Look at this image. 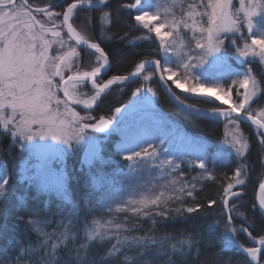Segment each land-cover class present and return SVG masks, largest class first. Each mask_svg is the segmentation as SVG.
<instances>
[{
  "label": "snow or ice",
  "instance_id": "6c2138e0",
  "mask_svg": "<svg viewBox=\"0 0 264 264\" xmlns=\"http://www.w3.org/2000/svg\"><path fill=\"white\" fill-rule=\"evenodd\" d=\"M0 264H264V0H0Z\"/></svg>",
  "mask_w": 264,
  "mask_h": 264
},
{
  "label": "trees",
  "instance_id": "16d2710c",
  "mask_svg": "<svg viewBox=\"0 0 264 264\" xmlns=\"http://www.w3.org/2000/svg\"><path fill=\"white\" fill-rule=\"evenodd\" d=\"M139 31H133L132 32V35H139ZM149 45H147V43H143V47L147 48ZM127 64H128V58L122 60L118 65H114V71H120V72H126L128 70H130L128 67H127ZM135 87V85L133 86ZM157 90L160 91L159 87L157 86ZM162 94V93H161ZM115 96H119V100H116L114 99ZM130 98V92H127V93H124V94H120V93H114L113 96H110L108 98L107 101H105V104L108 105L106 107H102L100 109H98L97 111L99 113H106L110 110V107H118L120 106L121 104H125L127 103L128 99ZM163 107L165 109V111H168L170 110V107L169 105L167 104V102L165 101L164 104H163ZM94 115L97 114V113H93ZM246 131H250L249 128H246L245 129ZM213 139H215V137L213 136L212 137ZM215 191L216 189L215 188H212V187H208L204 190L203 193H201V198H206V197H213L214 194H215ZM254 196V191H253V188L250 186L249 190H248V195L247 197H245L246 200L248 201H251L252 198Z\"/></svg>",
  "mask_w": 264,
  "mask_h": 264
}]
</instances>
